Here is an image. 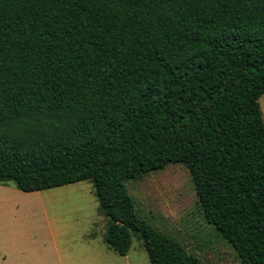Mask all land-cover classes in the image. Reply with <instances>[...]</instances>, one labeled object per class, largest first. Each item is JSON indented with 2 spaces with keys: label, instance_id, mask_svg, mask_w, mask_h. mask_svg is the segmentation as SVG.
I'll list each match as a JSON object with an SVG mask.
<instances>
[{
  "label": "trees",
  "instance_id": "trees-1",
  "mask_svg": "<svg viewBox=\"0 0 264 264\" xmlns=\"http://www.w3.org/2000/svg\"><path fill=\"white\" fill-rule=\"evenodd\" d=\"M264 0H0V185L90 180L105 240L204 264L127 182L182 163L240 264H264Z\"/></svg>",
  "mask_w": 264,
  "mask_h": 264
},
{
  "label": "rangeland",
  "instance_id": "rangeland-1",
  "mask_svg": "<svg viewBox=\"0 0 264 264\" xmlns=\"http://www.w3.org/2000/svg\"><path fill=\"white\" fill-rule=\"evenodd\" d=\"M259 103L264 118V94ZM137 213L204 264H240L232 245L205 220L182 163L127 182ZM107 217L90 180L23 192L0 185V264H150L141 239L125 256L106 244Z\"/></svg>",
  "mask_w": 264,
  "mask_h": 264
},
{
  "label": "crops",
  "instance_id": "crops-1",
  "mask_svg": "<svg viewBox=\"0 0 264 264\" xmlns=\"http://www.w3.org/2000/svg\"><path fill=\"white\" fill-rule=\"evenodd\" d=\"M128 253V252H127ZM125 256V255H124Z\"/></svg>",
  "mask_w": 264,
  "mask_h": 264
}]
</instances>
